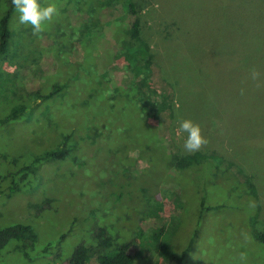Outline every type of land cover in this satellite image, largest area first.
<instances>
[{
	"label": "rangeland",
	"instance_id": "374dc122",
	"mask_svg": "<svg viewBox=\"0 0 264 264\" xmlns=\"http://www.w3.org/2000/svg\"><path fill=\"white\" fill-rule=\"evenodd\" d=\"M80 1L74 0L75 7ZM136 2L141 36L176 95L174 113L165 120L170 134L166 143L177 146L183 157L194 153L184 150L183 134L177 137L178 119H191L208 141L199 151L215 159L178 171L159 147L147 150L154 137L146 136L150 130L133 104L125 108L121 97L101 104L96 95L97 89L115 97L113 89L94 86L103 61L110 60L101 50H107V42L87 39L76 47L71 39L67 47L61 44L64 54H52L43 70L48 86L62 89L38 100L20 119L0 122V229L23 224L37 236L29 258L10 242L0 250V264H65L99 227L118 243L138 237L134 264H165L156 249L159 241L179 256L192 239L182 264H264V247L253 235L264 231V0ZM84 25V18L71 24L77 29L74 41L87 37ZM61 26L56 16L46 29L59 27L60 33L66 30ZM41 58L35 50L27 61L36 65ZM252 68L261 73L259 87L250 79ZM26 72L7 65L0 71V121L20 100L15 85L21 88L22 80L28 88ZM83 109L96 117H85ZM99 116L108 122H100ZM92 119L101 123L99 134H108L98 143L80 134L94 125ZM115 127L127 129L128 137L118 132L117 142L110 143ZM125 143L138 153L126 152ZM64 148H70L64 160L42 162L38 176L8 196L24 165ZM228 163L250 178L254 193L239 175H226ZM124 179L133 183L127 186L131 191ZM128 205L142 207L145 216H124Z\"/></svg>",
	"mask_w": 264,
	"mask_h": 264
},
{
	"label": "trees",
	"instance_id": "16d2710c",
	"mask_svg": "<svg viewBox=\"0 0 264 264\" xmlns=\"http://www.w3.org/2000/svg\"><path fill=\"white\" fill-rule=\"evenodd\" d=\"M60 1L53 0V4L58 8L59 14L57 17L62 21L61 27L66 26V30L62 31L60 29L61 32L59 33V27H55V31L54 29H46L38 37L33 35L31 26L19 24L18 16L11 0H0V71H3V67L6 65L15 67L17 70L25 68L29 78L27 82L28 88H26L22 80H20L21 88L15 85L14 95L20 100L14 102L15 104L10 114L0 122L8 123V121L20 119L26 110L37 106L38 100L49 99L54 94L53 91L62 89L56 85L48 86L49 82L44 79L43 74V70L48 68L49 64H46L45 61L47 59L52 60V54H64L65 51L61 50V44H63V47H67L71 39H73V44L76 47L83 45L87 39L88 42L97 44V42H101L99 38L103 37L108 47L107 50H104L101 46V50L103 53L109 54L110 60L103 61L104 69L100 73L101 78H95L97 81L94 82V86L97 87L98 84H101L98 87L113 89L115 97L114 95L109 96L107 91L102 95L96 89L99 102L106 104L115 98L121 97L125 102V106L126 104H133L139 111L143 127L146 130H150V134L146 136L148 139L154 137L152 143L146 145V149H151L150 146L159 147L162 153L169 157L170 165H174L176 170L192 168L204 161L214 160L215 157H208V155L200 151L183 157L177 146L166 143V141L170 143V134L165 120L172 117L174 113L176 95L173 85L162 75L161 68L154 61L153 55L148 50L147 42L141 36L140 19L138 17L139 7H137L138 3L136 0H81L76 7L74 0ZM80 18H84V32L87 37L82 38L79 36L74 41V38L77 37L75 32L77 29L76 27H71V24H75L77 21L79 23ZM71 29L73 30L71 31ZM66 31L70 34H67ZM34 43L38 47L34 48L32 46ZM47 47H52V52L48 53L46 51ZM35 50L42 55V58L36 65H31L27 60L33 58ZM71 55L72 57L75 56V51ZM32 66L35 68H32ZM55 71L56 69L54 73ZM17 74V71L11 72L14 79H16ZM23 92L25 93L23 94ZM98 109L101 108L99 107ZM88 110L89 112L86 109L82 110L85 117L88 116L90 118V115L96 117L95 114L93 115L90 112V109ZM98 119L103 123L108 122L107 117L104 119L99 116ZM96 120L92 119L94 125H86L85 129L80 131V134H83L84 137L93 138L92 142L98 143L97 139L103 140L108 134L98 133L99 129H101V123H96ZM88 124H91V122L88 121ZM125 131L128 133L125 128L123 131L117 130L116 127L111 130L109 134L110 143L117 142L115 133L120 132V135L128 137ZM69 149H58L56 152H45L35 156L32 161L24 165L15 174L9 187L8 196L19 192L22 187L28 184L29 180L36 178L42 162L49 159L64 160ZM124 149L128 153H138V148H130V143H125ZM128 156L129 154L126 153V157ZM230 170L233 172H230ZM226 171V175H229V177L230 174H232V177L239 175L240 178L249 184L252 193H254L250 178L244 175L239 167L233 163H228ZM124 184L127 187L133 183L128 184V179H124ZM120 187L121 189L124 188L121 185ZM139 188L142 190L145 187L139 184ZM110 189L111 192L114 191L112 188ZM126 189L131 191L129 187ZM117 207L115 206L114 209ZM125 207L124 216L129 214L130 216H145L142 207L138 208L129 205ZM134 212H138V214H134ZM253 235L256 242L264 247V231L254 232ZM90 236V243L78 245L68 260L66 259L65 264H134V258L138 255L136 247L140 245L137 236H133L128 242L118 243L104 227H99ZM36 239V233L27 225L16 224L2 228L0 229V250L5 248L10 242H14L15 250L20 252L25 258H29V254L34 249ZM193 241L192 239L179 256H174L169 245L163 241L158 242L156 249L165 264L170 261H173L174 264H182V261L192 248Z\"/></svg>",
	"mask_w": 264,
	"mask_h": 264
},
{
	"label": "clouds",
	"instance_id": "9594fccd",
	"mask_svg": "<svg viewBox=\"0 0 264 264\" xmlns=\"http://www.w3.org/2000/svg\"><path fill=\"white\" fill-rule=\"evenodd\" d=\"M18 16L19 24L31 26L33 35L39 37L46 30L59 12L55 4L42 5L40 0H11ZM261 73L256 69H250V79L260 86ZM244 90L241 89V95ZM177 137L183 134V147L186 152L199 151L208 141L202 133L200 125L191 119H178Z\"/></svg>",
	"mask_w": 264,
	"mask_h": 264
}]
</instances>
